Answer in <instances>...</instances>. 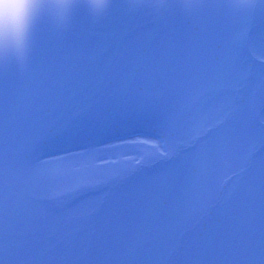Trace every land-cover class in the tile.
Segmentation results:
<instances>
[{
    "label": "rangeland",
    "instance_id": "rangeland-1",
    "mask_svg": "<svg viewBox=\"0 0 264 264\" xmlns=\"http://www.w3.org/2000/svg\"><path fill=\"white\" fill-rule=\"evenodd\" d=\"M39 4L25 43L0 52V264H32L13 236L48 219L37 209L41 196H67L81 214L65 218L75 254L64 264H80L94 233L98 261L97 242L109 235L106 264H186L175 253L179 237L163 239L172 224L187 228V264H260L264 0ZM53 81L69 85L44 98L43 115L41 95ZM71 125L92 148L74 146L77 136L38 142ZM116 130L140 132L147 144L135 137L99 147ZM56 146V155L42 156ZM76 147L83 150L70 152ZM158 148L177 149V161L135 172L165 155ZM110 182L114 193L100 205ZM89 187L101 193L87 194ZM18 207L21 219L12 217Z\"/></svg>",
    "mask_w": 264,
    "mask_h": 264
},
{
    "label": "snow or ice",
    "instance_id": "snow-or-ice-1",
    "mask_svg": "<svg viewBox=\"0 0 264 264\" xmlns=\"http://www.w3.org/2000/svg\"><path fill=\"white\" fill-rule=\"evenodd\" d=\"M39 6V0H22L0 15V52L9 45L18 47L25 43L30 20ZM61 6L70 7L68 4Z\"/></svg>",
    "mask_w": 264,
    "mask_h": 264
},
{
    "label": "bare ground",
    "instance_id": "bare-ground-1",
    "mask_svg": "<svg viewBox=\"0 0 264 264\" xmlns=\"http://www.w3.org/2000/svg\"><path fill=\"white\" fill-rule=\"evenodd\" d=\"M51 88H49V91L45 92L44 94L41 95V97L44 99L45 97L49 98L48 99V103L50 101H52L53 97L56 95L58 96L61 91L63 90L62 86L61 85H58L56 83V81H53L51 84H50Z\"/></svg>",
    "mask_w": 264,
    "mask_h": 264
},
{
    "label": "clouds",
    "instance_id": "clouds-1",
    "mask_svg": "<svg viewBox=\"0 0 264 264\" xmlns=\"http://www.w3.org/2000/svg\"><path fill=\"white\" fill-rule=\"evenodd\" d=\"M22 0H0V15H2L10 6L18 5ZM105 3L108 0H104Z\"/></svg>",
    "mask_w": 264,
    "mask_h": 264
}]
</instances>
